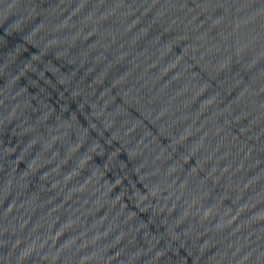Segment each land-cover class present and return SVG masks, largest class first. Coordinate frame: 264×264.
Masks as SVG:
<instances>
[{"label": "water", "instance_id": "obj_1", "mask_svg": "<svg viewBox=\"0 0 264 264\" xmlns=\"http://www.w3.org/2000/svg\"><path fill=\"white\" fill-rule=\"evenodd\" d=\"M0 264H264V0H0Z\"/></svg>", "mask_w": 264, "mask_h": 264}]
</instances>
